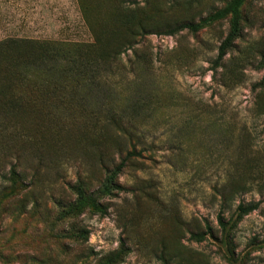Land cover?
Returning a JSON list of instances; mask_svg holds the SVG:
<instances>
[{
    "label": "rangeland",
    "instance_id": "374dc122",
    "mask_svg": "<svg viewBox=\"0 0 264 264\" xmlns=\"http://www.w3.org/2000/svg\"><path fill=\"white\" fill-rule=\"evenodd\" d=\"M231 2L0 0V264H264V0Z\"/></svg>",
    "mask_w": 264,
    "mask_h": 264
},
{
    "label": "trees",
    "instance_id": "16d2710c",
    "mask_svg": "<svg viewBox=\"0 0 264 264\" xmlns=\"http://www.w3.org/2000/svg\"><path fill=\"white\" fill-rule=\"evenodd\" d=\"M242 1L243 0H232L230 10L234 11L235 7L239 6ZM221 14H222L221 12H218L215 17H218ZM183 28H188V29L194 31V30H196L197 26L194 24H191V23H181V24L176 25L174 28H172L171 30H168V31L174 32L176 30L183 29ZM236 35H237V19L233 15L231 17V28H230L228 34L226 35V37L224 38V40L220 43V45L218 47L217 55H216V58L214 60L216 63H218L222 59V57L226 54V50H227L228 46L230 45V43L232 42L233 38ZM0 43L5 45L6 49L8 50L7 56L11 57V58H7V60L12 62L13 56L11 55V53L9 51V46H10V44L13 43V40H11V39L0 40ZM30 43H33L35 45L36 44L41 45V46H45L48 44L51 45V42L42 43V42H38V41H36V42L35 41L34 42L33 41H27V44L31 45ZM134 153H135L134 150H131L130 152H128L126 154L125 157L121 158V160L117 163V165L115 167L112 168V170L110 172L107 171V173H106L107 175L103 180V184H102V188H101V190L104 193L111 194L114 190L119 189L121 187L117 181L118 173L121 170L124 162ZM78 191H79V203H78L79 206L85 205L88 203V205L92 206L91 208L93 211H98L102 214L105 213V209L100 205V203H98L95 200V198L92 195H85L84 191L80 188H78ZM89 202H90V204H89ZM253 208H254V206H252V205H247V206L238 205V207H237L238 216L240 217L242 214L249 212ZM217 222H218V225L220 226L222 232L228 233V231H230L232 224L229 221L224 220V218L222 217V215L220 213L217 215ZM191 235L197 239H199L201 237V235L198 233H192ZM81 236L84 239L87 237L86 230H82Z\"/></svg>",
    "mask_w": 264,
    "mask_h": 264
}]
</instances>
